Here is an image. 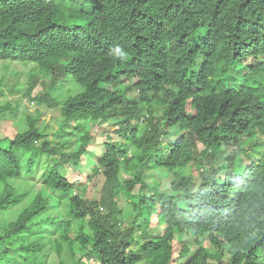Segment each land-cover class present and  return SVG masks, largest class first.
Masks as SVG:
<instances>
[{"label":"trees","instance_id":"16d2710c","mask_svg":"<svg viewBox=\"0 0 264 264\" xmlns=\"http://www.w3.org/2000/svg\"><path fill=\"white\" fill-rule=\"evenodd\" d=\"M12 62L36 65L23 97L48 108L83 87L58 129L3 101ZM0 69V126L17 128L0 138V264H264V0H0Z\"/></svg>","mask_w":264,"mask_h":264},{"label":"rangeland","instance_id":"374dc122","mask_svg":"<svg viewBox=\"0 0 264 264\" xmlns=\"http://www.w3.org/2000/svg\"><path fill=\"white\" fill-rule=\"evenodd\" d=\"M252 60V58H250ZM13 63V62H12ZM22 63H13V69L9 70L10 74L13 75L11 78V84L7 80H2L3 81V86H1V89L4 90L6 97L3 98V101L10 100L13 103H17V101L21 100L23 102L21 112L26 115H31V116H39V127H47L48 125L50 126L49 130H56L61 126V112L59 107H55L54 109H50L46 107L45 105H40L37 103L33 104L31 103L34 99L32 97L31 99L29 98L27 101L23 98L24 91L28 88V80L29 76L28 72L31 71L32 69L35 68L36 65H26ZM16 71H22L23 74L20 77H15V72ZM4 70L0 69V73H3ZM40 74V73H39ZM41 77V76H40ZM61 82L62 78L59 77ZM40 83V81H39ZM36 86L35 90L33 91V94L36 96H41L40 94H44L46 91L51 90L52 86V80L50 78H42V82ZM124 86H127L129 84H133L134 80L126 78L124 81ZM62 83L59 84V87L56 90L50 91V95L52 97H56L57 100H62V102H65L71 97H74L80 93L83 92V87L76 82L74 78L68 79V83L65 85H61ZM11 86V87H10ZM10 87V89H9ZM122 87V86H121ZM39 98V97H38ZM37 100V99H36ZM108 124H96L93 127V135H94V142L90 146L89 150L95 149L96 153L99 154V150L103 148V143L105 142V139L101 135V131L103 128L107 127ZM111 131H114V128L111 127ZM17 133V128L16 126L11 122H4L0 126V138H6L8 137H14L15 134ZM112 136H116L115 133H111ZM5 136V137H4ZM116 139V137L114 138ZM264 141V140H263ZM5 146H7V141L4 142ZM264 146V144H262ZM264 151V149H263ZM253 158V156H252ZM247 160V159H246ZM192 169V168H191ZM190 169V170H191ZM91 173L90 169L87 166H84L82 168H74L72 166L67 167V175L74 180V181H79L85 179L88 174ZM168 178V177H167ZM171 179V177H169ZM86 181V180H83ZM105 179L103 175H98V177L93 176L91 180H89L85 185H83V189L85 190V195L90 199L94 196H97L100 189L99 187L104 183ZM24 185L26 188H32L33 187V193L35 191H38L40 189V185H34L32 182H24V183H19ZM170 185L169 180H166L164 183V189L168 188ZM181 245H178V249ZM204 246L208 249H212L213 246L210 244L208 240L204 242ZM177 249V248H176ZM54 260L59 264V258L54 257Z\"/></svg>","mask_w":264,"mask_h":264},{"label":"clouds","instance_id":"9594fccd","mask_svg":"<svg viewBox=\"0 0 264 264\" xmlns=\"http://www.w3.org/2000/svg\"><path fill=\"white\" fill-rule=\"evenodd\" d=\"M51 80H52V78H50ZM53 84V83H52ZM134 84V83H133ZM133 84H129V85H127V86H125V87H129V86H131V85H133ZM49 91V90H48ZM128 93V92H127ZM133 93V92H132ZM142 93H141V91H140V89H136V92L135 93H133V95L134 96H136L137 97V99H139L140 98V95H141ZM26 101L29 99V98H24ZM59 102L58 103H55V105H56V107H59V108H61L60 109V112H61V115H62V120H61V122H63V121H67L66 120V118L65 117H63V114H62V109H63V106L65 105V103L64 102H62V100H58ZM31 103H33V104H35L36 103V100L35 99H33V101L31 102ZM38 103V102H37ZM47 107V106H46ZM138 108H143V106H139ZM50 109H54V108H50ZM67 124H69V122H67ZM258 134V136H259V138H260V142H262V143H264V136H262V135H260V133H257ZM101 149H104V147L103 148H101ZM240 156H243V155H240ZM239 156V157H240ZM245 159H247L248 160V158H246L245 157ZM247 160H245L246 161V163H249V162H247ZM252 162H253V160H252ZM195 182H196V185H197V187H199L200 186V184H201V179H200V177H196V179H195ZM142 264H144V263H142Z\"/></svg>","mask_w":264,"mask_h":264}]
</instances>
